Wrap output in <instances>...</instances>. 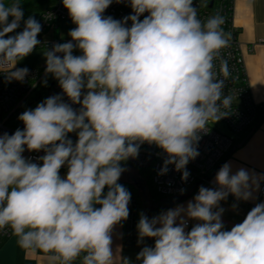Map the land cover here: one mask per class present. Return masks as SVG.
I'll list each match as a JSON object with an SVG mask.
<instances>
[{
	"label": "clouds",
	"instance_id": "9594fccd",
	"mask_svg": "<svg viewBox=\"0 0 264 264\" xmlns=\"http://www.w3.org/2000/svg\"><path fill=\"white\" fill-rule=\"evenodd\" d=\"M114 2L129 6L130 14L106 16ZM22 3L0 0L5 83L25 81L29 70L17 64L41 44L42 25L35 16L24 19ZM62 5L75 25L70 39L43 49V83L51 76L61 93L23 111V129L0 133V232L10 230L18 246L41 255L44 264H134L113 249V230L130 214L131 194L119 183L127 171L122 163L138 158L142 145H154L165 157L159 175L174 165L187 181L186 166L199 156L202 135L232 107L233 97L224 92L231 73L222 56L231 34L219 14L201 18L194 0ZM25 152L43 155L33 160ZM261 182L264 174L233 172L226 162L216 187L200 186L186 205L152 218L140 213L137 242L143 246L136 261L264 264V201L230 230L221 207L230 195L254 200Z\"/></svg>",
	"mask_w": 264,
	"mask_h": 264
},
{
	"label": "built area",
	"instance_id": "2783aa9c",
	"mask_svg": "<svg viewBox=\"0 0 264 264\" xmlns=\"http://www.w3.org/2000/svg\"><path fill=\"white\" fill-rule=\"evenodd\" d=\"M210 3L211 5H204L201 0H194V6L198 8L201 18L219 14L224 18V30L231 34L230 46L222 51V56L228 61L231 73V76L225 81L224 92L233 97L232 107L229 110L228 117L219 121L221 124L218 122L210 124L209 132L202 135L198 143L199 156L186 166L187 171L190 173L187 181H182V173L176 171L174 165H169V171L165 175H159L165 157L154 145H142L138 158H130L127 161L136 168L149 167L151 169L154 190L161 197L182 195L197 181L205 179L232 148L235 140L233 135L241 133L252 126L260 114L259 108L261 104L255 102L252 98L243 55L239 49L238 29L232 19L234 0H211ZM130 12L131 9L126 4L114 2L104 14L115 19H121L130 14ZM36 18L42 25V30L38 35L41 44L37 45L36 49H44L45 47L50 49L56 43L69 40H60L55 36L58 24L61 21L70 20L67 10L62 5V0H56L51 6L36 13ZM22 27L23 22L21 29H18V31L22 30ZM216 63V71L218 72L219 61ZM45 67L46 65L26 67L29 70V74L24 82L12 81L11 83H5L3 75H0V133L7 132L11 134L17 128L23 129V124L18 120V116L26 109H32L31 105L34 99L39 100L40 103L51 95L61 93L57 81L51 76L47 77V85L43 83L45 80ZM34 93L36 95L35 98L32 97ZM65 100H67L66 97ZM223 128L227 129V131L223 130ZM70 136L75 141V134H70ZM24 155L35 160L37 156L43 155V153L25 152ZM181 189L184 190L183 193H181ZM130 194V214L128 219L123 221L122 224L125 244L135 243L137 235V202L132 192ZM260 195H264V182L260 184ZM10 237V230L5 229L0 232V248Z\"/></svg>",
	"mask_w": 264,
	"mask_h": 264
},
{
	"label": "crops",
	"instance_id": "0c3cea01",
	"mask_svg": "<svg viewBox=\"0 0 264 264\" xmlns=\"http://www.w3.org/2000/svg\"><path fill=\"white\" fill-rule=\"evenodd\" d=\"M232 19L238 29L239 49L243 55L252 98L255 102L264 105V0H234ZM233 136L237 141L218 166L205 179L197 181L182 198L164 205L153 216L178 204L186 205L197 194L200 186L216 187L214 183L216 173L226 162L231 164L233 172L239 168H245L250 172L264 174V119L247 132ZM254 197V200L237 202L230 195L226 201L221 202V207L225 209L222 219L226 229L230 230L235 223L242 222L255 203L264 201V195H260V189L254 193ZM233 203L239 205L235 211L231 208ZM122 224L123 222L113 230V249L114 251L118 248L122 249L123 256L131 258L134 264H139L135 258L142 246L124 243ZM0 264H44V261L41 255L27 253L21 249L16 238L11 235L0 248ZM74 264H81L80 259Z\"/></svg>",
	"mask_w": 264,
	"mask_h": 264
},
{
	"label": "trees",
	"instance_id": "16d2710c",
	"mask_svg": "<svg viewBox=\"0 0 264 264\" xmlns=\"http://www.w3.org/2000/svg\"><path fill=\"white\" fill-rule=\"evenodd\" d=\"M55 1L56 0H23L22 7L24 10V19H27L29 16L39 13L46 7L54 4ZM210 1L211 0H201V2L204 5L209 4ZM259 112L260 114L257 117L256 122L252 126L243 130L241 133L247 132L254 125H256L260 120L264 119V105L263 104H261L259 108ZM236 141L237 139L234 140L233 146L235 145ZM131 166L132 165H130L128 162L122 163V167H125L126 169ZM136 170H137L136 176L130 174L128 171L123 172L122 174L126 176L128 180L127 179L119 180V183L122 184L124 187H126L128 191L132 192V194L134 195L136 202H137V219L139 222L140 213L143 212L149 218H152L153 215L156 212H158L162 207H164V205L168 204L170 201L169 199L173 197H161L156 194L154 187H153V182H152V171L149 167L148 168H137ZM66 171H67L66 169H61V174L62 175L65 174ZM186 192H184L182 195L175 196V197L182 198V196ZM137 241H138V230H137V235H136V241L133 244H138ZM145 243L148 245H151L154 243V241L150 239H146ZM138 245L143 246L141 244H138Z\"/></svg>",
	"mask_w": 264,
	"mask_h": 264
},
{
	"label": "rangeland",
	"instance_id": "374dc122",
	"mask_svg": "<svg viewBox=\"0 0 264 264\" xmlns=\"http://www.w3.org/2000/svg\"><path fill=\"white\" fill-rule=\"evenodd\" d=\"M75 25L72 23L71 19L70 20H65V21H61L58 24V28L55 30V36L60 39V40H65V39H70V37L67 35L69 30L74 28ZM75 54H79V53H75ZM41 65H46L45 63V58L43 56V49H35L33 51L32 54H30L28 57H26L23 61H21L20 63L17 64L18 67H35V66H41ZM32 97H36L35 93L32 95ZM39 103V100L34 99L31 108H34V106H36ZM219 124H221L220 122H218ZM223 130L227 131V129ZM137 168L136 167H129L127 168V171L136 176L137 175ZM123 179H127L128 178L126 176H124L123 174L120 177V180Z\"/></svg>",
	"mask_w": 264,
	"mask_h": 264
},
{
	"label": "water",
	"instance_id": "95a60500",
	"mask_svg": "<svg viewBox=\"0 0 264 264\" xmlns=\"http://www.w3.org/2000/svg\"><path fill=\"white\" fill-rule=\"evenodd\" d=\"M209 5H211V3H209ZM32 16H35L36 17V14H34V15H32ZM180 197H173V198H170L169 200V203H173V202H175V200H177V199H179ZM168 203V204H169Z\"/></svg>",
	"mask_w": 264,
	"mask_h": 264
}]
</instances>
